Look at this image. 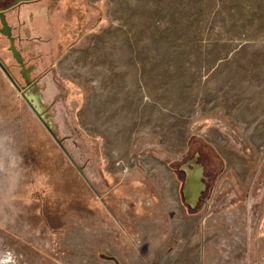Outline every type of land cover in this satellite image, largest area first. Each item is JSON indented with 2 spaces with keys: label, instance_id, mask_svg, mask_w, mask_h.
Returning a JSON list of instances; mask_svg holds the SVG:
<instances>
[{
  "label": "rangeland",
  "instance_id": "1",
  "mask_svg": "<svg viewBox=\"0 0 264 264\" xmlns=\"http://www.w3.org/2000/svg\"><path fill=\"white\" fill-rule=\"evenodd\" d=\"M22 1L23 66L1 33L0 59L21 86L33 66L93 188L0 68V114L31 170V205L0 230V253L167 264L173 248L191 264H264V0Z\"/></svg>",
  "mask_w": 264,
  "mask_h": 264
},
{
  "label": "clouds",
  "instance_id": "2",
  "mask_svg": "<svg viewBox=\"0 0 264 264\" xmlns=\"http://www.w3.org/2000/svg\"><path fill=\"white\" fill-rule=\"evenodd\" d=\"M23 147L8 117L0 114V230L14 226L31 205V170L24 164ZM21 259L14 250L0 253V264H20Z\"/></svg>",
  "mask_w": 264,
  "mask_h": 264
},
{
  "label": "water",
  "instance_id": "3",
  "mask_svg": "<svg viewBox=\"0 0 264 264\" xmlns=\"http://www.w3.org/2000/svg\"><path fill=\"white\" fill-rule=\"evenodd\" d=\"M0 33L2 35H5L8 37L10 41V50L12 51L14 57L16 60L22 64L23 66V59L20 56L19 51L17 50L15 46V37L12 35V29L10 25L8 24L6 20L5 15V8L0 10ZM0 68L5 73V75L8 77V79L11 81V83L14 85V87L20 92L23 99L26 101L28 106L31 108V110L35 113L37 118L41 121V123L45 126V128L48 130V132L52 135V137L55 139V141L58 143L60 148L66 153L68 158L71 160L73 165L77 168V170L80 172V174L83 176V178L87 181V183L93 188L92 184L90 183L89 179L86 177L83 168L76 163L74 158L71 157V155L68 153L66 147L62 143V140L59 139L55 133V131L52 129V125L49 122V120L45 117L44 112L46 111L45 106L43 105V95L40 91H32L34 89H37L36 81H31L28 78V71L29 69L33 68V66H30L28 68L22 67V73H24L26 86H21L16 79L11 74L9 68L4 64V62L0 59Z\"/></svg>",
  "mask_w": 264,
  "mask_h": 264
},
{
  "label": "crops",
  "instance_id": "4",
  "mask_svg": "<svg viewBox=\"0 0 264 264\" xmlns=\"http://www.w3.org/2000/svg\"><path fill=\"white\" fill-rule=\"evenodd\" d=\"M4 8L8 24L12 29L13 36L15 37L16 45H21V43L24 44L26 42V1L0 0V9ZM43 22L44 24L47 23L45 20ZM6 38L8 39V37ZM163 256H165L167 264H191L189 261V255L186 251L177 253L172 248V250L168 253L164 251Z\"/></svg>",
  "mask_w": 264,
  "mask_h": 264
}]
</instances>
